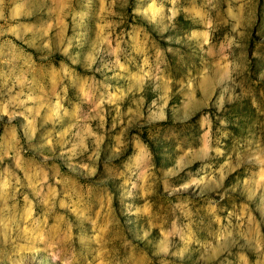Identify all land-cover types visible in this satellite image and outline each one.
Masks as SVG:
<instances>
[{
    "label": "rangeland",
    "instance_id": "1",
    "mask_svg": "<svg viewBox=\"0 0 264 264\" xmlns=\"http://www.w3.org/2000/svg\"><path fill=\"white\" fill-rule=\"evenodd\" d=\"M0 264H264V0H0Z\"/></svg>",
    "mask_w": 264,
    "mask_h": 264
}]
</instances>
